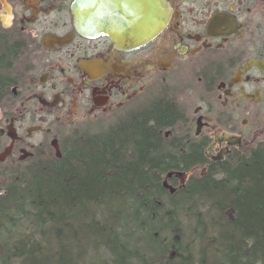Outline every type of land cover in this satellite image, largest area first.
I'll list each match as a JSON object with an SVG mask.
<instances>
[{
    "label": "flooded vegetation",
    "instance_id": "1",
    "mask_svg": "<svg viewBox=\"0 0 264 264\" xmlns=\"http://www.w3.org/2000/svg\"><path fill=\"white\" fill-rule=\"evenodd\" d=\"M74 1L0 0L1 166L62 159L103 120H173L167 151L197 148L201 175L264 149V0H160L151 38L153 0Z\"/></svg>",
    "mask_w": 264,
    "mask_h": 264
},
{
    "label": "trees",
    "instance_id": "2",
    "mask_svg": "<svg viewBox=\"0 0 264 264\" xmlns=\"http://www.w3.org/2000/svg\"><path fill=\"white\" fill-rule=\"evenodd\" d=\"M172 121L125 120L62 159L0 165V264H264V149L171 193L165 176L206 161L167 151Z\"/></svg>",
    "mask_w": 264,
    "mask_h": 264
},
{
    "label": "water",
    "instance_id": "3",
    "mask_svg": "<svg viewBox=\"0 0 264 264\" xmlns=\"http://www.w3.org/2000/svg\"><path fill=\"white\" fill-rule=\"evenodd\" d=\"M151 2V1H150ZM74 5H78L79 8L80 6L82 5V0H75L74 1ZM163 3L160 1V0H153V9H152V26L150 25L149 29H148V37H152V36H155L156 34H158L165 26L166 24V13L165 11L163 10ZM139 13L142 15L145 14L144 10H140ZM143 25L144 24V21L139 23V28L142 26V28L144 27ZM78 31L80 33H82V28L79 26L77 27ZM142 40H138L137 42H140ZM9 152V149H6L4 153H2L0 155V160H3L4 157L8 154ZM60 157V155L58 156ZM173 173H169L168 174V177H170ZM177 175H182V174H177L176 173V176ZM163 186L170 190L171 193H174L176 191V188L169 185L166 181H164L163 183Z\"/></svg>",
    "mask_w": 264,
    "mask_h": 264
},
{
    "label": "rangeland",
    "instance_id": "4",
    "mask_svg": "<svg viewBox=\"0 0 264 264\" xmlns=\"http://www.w3.org/2000/svg\"><path fill=\"white\" fill-rule=\"evenodd\" d=\"M114 123L113 120H103L102 123L100 124H95L94 127L90 128V132H88L89 134H95V133H100L104 130H108L110 129V125H112ZM92 124V122H91ZM201 173V169H196L193 171V174L194 175H199ZM185 177L186 176H183L182 178H180V184H182L184 181H185Z\"/></svg>",
    "mask_w": 264,
    "mask_h": 264
}]
</instances>
